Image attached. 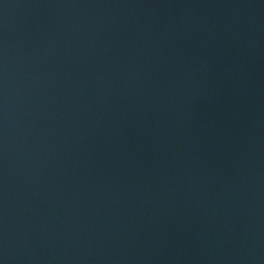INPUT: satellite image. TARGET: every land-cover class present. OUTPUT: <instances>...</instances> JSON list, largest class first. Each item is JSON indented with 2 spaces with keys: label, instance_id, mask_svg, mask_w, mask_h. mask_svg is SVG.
Masks as SVG:
<instances>
[{
  "label": "water",
  "instance_id": "water-1",
  "mask_svg": "<svg viewBox=\"0 0 264 264\" xmlns=\"http://www.w3.org/2000/svg\"><path fill=\"white\" fill-rule=\"evenodd\" d=\"M0 264H264V0H0Z\"/></svg>",
  "mask_w": 264,
  "mask_h": 264
}]
</instances>
